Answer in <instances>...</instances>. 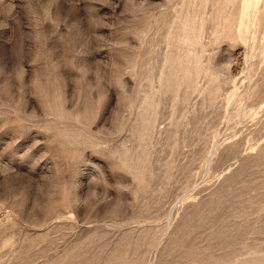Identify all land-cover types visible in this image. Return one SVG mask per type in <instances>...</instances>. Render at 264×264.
I'll list each match as a JSON object with an SVG mask.
<instances>
[{
	"label": "rangeland",
	"instance_id": "obj_1",
	"mask_svg": "<svg viewBox=\"0 0 264 264\" xmlns=\"http://www.w3.org/2000/svg\"><path fill=\"white\" fill-rule=\"evenodd\" d=\"M0 264H264V0H0Z\"/></svg>",
	"mask_w": 264,
	"mask_h": 264
}]
</instances>
